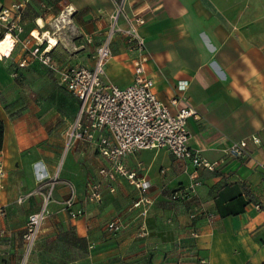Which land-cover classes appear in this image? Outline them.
Masks as SVG:
<instances>
[{"label": "crops", "instance_id": "0c3cea01", "mask_svg": "<svg viewBox=\"0 0 264 264\" xmlns=\"http://www.w3.org/2000/svg\"><path fill=\"white\" fill-rule=\"evenodd\" d=\"M117 1L0 0V10L19 4L36 9L48 2V10L72 9L89 34L99 33L103 40ZM127 9L145 19L140 34L151 54L148 70L159 99L173 113L187 107L197 112L188 120L190 146L213 162L241 140L257 136L261 143L251 142L244 160L225 158L216 172L199 171L201 185L186 201L175 202L172 194L193 184L190 164L165 150L129 157L127 169L135 171L141 164L138 176L152 185L153 204L144 220L132 208L137 189L124 177L110 184L99 173L110 167L106 159L83 142L65 151V132L79 103L59 84L58 75L54 73L56 84H46L51 92L34 98L16 82L9 59L0 58L5 126L0 260H22L27 219L41 210L49 192L48 186L39 190V181L62 165L48 205L55 221L41 230L56 237L68 229L76 256L66 264H264V0H128ZM41 18L35 17L39 27ZM112 50L107 80L127 87L135 55L121 35ZM22 56L16 69L25 74L34 63L19 69ZM65 182L75 186L76 209L83 212L77 219L62 206L71 191ZM91 183L101 185L100 202L87 199ZM113 220L126 226L116 235L106 228ZM143 224L147 236L141 235Z\"/></svg>", "mask_w": 264, "mask_h": 264}, {"label": "built area", "instance_id": "2783aa9c", "mask_svg": "<svg viewBox=\"0 0 264 264\" xmlns=\"http://www.w3.org/2000/svg\"><path fill=\"white\" fill-rule=\"evenodd\" d=\"M127 4L128 0L116 2L111 25L97 49L92 66L81 64L59 66L50 57L52 51L49 50V45L42 49L40 42L31 36L32 33L26 40L14 39L13 53L17 44L21 42V51L24 54L18 65L19 69L38 61L58 75L59 84L79 103L76 117L65 132V151L75 142H83L91 146L97 154L109 162L110 167L100 169L99 173L110 184L118 177H124L137 189L138 197L133 202L132 208L139 211V216L145 220L153 204L149 197L152 185L147 178L138 176V172L142 170L141 164L135 171H129L124 164L126 159L144 150H165L175 159L190 164L194 169L191 175L193 184L172 194L173 201H186L201 185V181L198 180L199 171L216 172L225 163V158L244 160L249 156L250 143L260 144L261 140L257 136H252L236 142L225 150L223 159L213 162L205 159L200 150L190 146L191 133L188 129V120L196 117L197 112L187 107L173 113L170 107L159 99L155 79L148 70L152 59L151 54L147 51L145 40L140 34V28L145 24V19L130 13ZM23 8L24 5L19 4L10 9H1L0 26L14 17L20 20ZM7 29L9 32L13 30ZM117 35L126 39L135 55L132 60L133 81L124 88L112 84L107 80L106 75L107 65L113 58L112 46ZM13 76L18 77V74L14 72ZM173 103L176 104L174 101ZM61 166L57 168L53 176L48 177V180L39 181V190L48 186L49 192L41 210L29 215L27 219L23 235L25 260L32 253L41 226L49 214L48 205L56 184L61 180ZM3 176L0 163V178ZM65 183L71 191L62 206L70 218L77 219L83 215V212L81 209H76L75 186L71 182ZM100 188V183L89 184L87 195L89 202L101 201ZM111 191H114L113 187ZM2 215L5 213L0 210V216ZM125 227L121 220H113L106 226L107 231L113 235L121 233ZM148 234L143 224L141 235ZM200 263L207 264L205 260H201Z\"/></svg>", "mask_w": 264, "mask_h": 264}, {"label": "rangeland", "instance_id": "374dc122", "mask_svg": "<svg viewBox=\"0 0 264 264\" xmlns=\"http://www.w3.org/2000/svg\"><path fill=\"white\" fill-rule=\"evenodd\" d=\"M57 1L50 0L52 4H56ZM47 3H39V7L36 9L24 6L21 11L20 20L14 17L12 20L9 19V22H3L0 26V39L7 33H10L13 39L18 38L20 41H23L29 38L34 30H39V32L46 31L60 40L59 47L50 53V57L59 66L64 67L76 65L77 63L84 64L85 62H93L97 49L104 40L101 39L102 36H99V33H96L98 37L89 34L88 28H86V25L83 24L84 22L81 19L82 16L73 17L75 12L72 9L68 10L67 13L61 12L60 8L48 10L50 5ZM36 15L42 17V27H39L38 22L35 21ZM7 28H12V32H9ZM40 44L42 49L47 47V43ZM18 53L22 54L21 42L17 44L13 55L8 58L11 64L10 66L13 69L12 71L18 74V77H15L18 85L22 89L25 88L29 96L34 98L38 96L37 94L51 92V89H48L46 84L57 83L54 72L43 63L36 61L23 74L21 70L16 69V62L19 60ZM54 221L52 214L49 213L41 229H44L48 224L52 225ZM67 230L62 231L56 237H54L53 233L41 230L36 239L33 251L26 260L24 251L22 260H0V264H66L68 260L76 256V250L71 249V237ZM0 245H2L1 242ZM19 247L22 246L19 245ZM17 254H19V251H17Z\"/></svg>", "mask_w": 264, "mask_h": 264}, {"label": "bare ground", "instance_id": "6f19581e", "mask_svg": "<svg viewBox=\"0 0 264 264\" xmlns=\"http://www.w3.org/2000/svg\"><path fill=\"white\" fill-rule=\"evenodd\" d=\"M39 24L42 26L41 21H39ZM31 36H33L40 43H47L49 45V50L51 51L56 49L60 44V41L58 38L53 37V35H51L49 32H46V31L39 32V30H34ZM6 39L8 40V46L3 47L4 41ZM14 47H15V41L12 35L10 33H7L5 37L0 39V58L2 59L10 58L13 53Z\"/></svg>", "mask_w": 264, "mask_h": 264}, {"label": "trees", "instance_id": "16d2710c", "mask_svg": "<svg viewBox=\"0 0 264 264\" xmlns=\"http://www.w3.org/2000/svg\"><path fill=\"white\" fill-rule=\"evenodd\" d=\"M4 132H5V126L4 122L0 118V151L3 150V144H4Z\"/></svg>", "mask_w": 264, "mask_h": 264}, {"label": "clouds", "instance_id": "9594fccd", "mask_svg": "<svg viewBox=\"0 0 264 264\" xmlns=\"http://www.w3.org/2000/svg\"><path fill=\"white\" fill-rule=\"evenodd\" d=\"M8 46V40L6 39L5 41H4V45H3V47H7ZM5 54H7V53H5Z\"/></svg>", "mask_w": 264, "mask_h": 264}]
</instances>
